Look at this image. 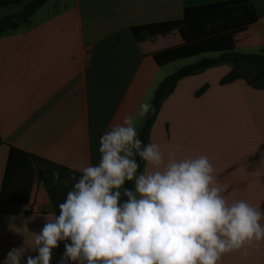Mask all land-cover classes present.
Wrapping results in <instances>:
<instances>
[{
	"label": "crops",
	"instance_id": "1",
	"mask_svg": "<svg viewBox=\"0 0 264 264\" xmlns=\"http://www.w3.org/2000/svg\"><path fill=\"white\" fill-rule=\"evenodd\" d=\"M34 1L24 0L20 12L0 14V19L20 15ZM229 1L48 0L27 23L1 34L0 195L12 148L70 170L96 165L100 137L125 113L135 116L140 131L146 116L137 113L139 105L151 104L158 87L170 75L226 52L264 55V0H253L254 25L236 31L212 53L185 62L159 66L154 57L183 44L177 31L143 42L133 35L134 27L182 20L187 8ZM232 70V66L222 65L179 82L163 104L151 142L160 144L165 154L174 149L177 158L194 157L182 145H177L180 149L173 146L171 132L181 125L173 117L176 112L186 108L189 117L196 118L192 113L211 91L264 93L244 80L222 85ZM202 86H207L208 92L195 100L192 95ZM242 110L245 115L246 108ZM250 112L253 114L252 109ZM257 113L264 125V111L257 108ZM255 131L253 144L233 146L226 157L211 162L229 203L245 200L257 207L250 188L264 187V133L258 125ZM261 206L264 209V204ZM55 215L47 188L35 171L27 203L0 207V264L13 248L25 249L24 261L28 255L36 256L32 249L35 235L45 218ZM64 251L61 242L53 250L51 264H60ZM220 264H264V241L225 254Z\"/></svg>",
	"mask_w": 264,
	"mask_h": 264
},
{
	"label": "clouds",
	"instance_id": "2",
	"mask_svg": "<svg viewBox=\"0 0 264 264\" xmlns=\"http://www.w3.org/2000/svg\"><path fill=\"white\" fill-rule=\"evenodd\" d=\"M154 112L146 102L137 109ZM98 151V164L72 170L59 214L35 235L38 254L24 261L25 249L13 248L3 264H51L61 242L60 264H220L264 241V209L229 203L206 155L177 158L174 149L145 144L134 115L123 114Z\"/></svg>",
	"mask_w": 264,
	"mask_h": 264
},
{
	"label": "trees",
	"instance_id": "3",
	"mask_svg": "<svg viewBox=\"0 0 264 264\" xmlns=\"http://www.w3.org/2000/svg\"><path fill=\"white\" fill-rule=\"evenodd\" d=\"M47 1L36 0L25 6L20 15L0 19V35L14 31L21 24L27 23L29 17L42 8ZM23 3L24 0H0V11L11 6L23 5ZM256 22L257 15L253 0H232L187 8L182 20L134 27L132 32L138 42L165 36L175 31L180 34L183 39L181 46L165 50L154 56L159 66H165L212 53L216 45L228 41L236 31L249 28ZM222 65L233 67V70L222 80V85L244 80L253 89L264 91V84L259 83L264 82V55L226 52L215 58H203L192 65L181 68L160 84L151 102L155 107V112L145 117L144 124L139 131V138L145 144L149 143L152 129L163 104L174 93L179 82ZM139 162L142 170L144 162ZM49 170L56 171L60 175L61 181L57 186L51 187L44 183L54 205L55 213L58 215V205L64 201L67 192L74 184V181L70 179L72 170L15 148L10 150L0 195V207L26 204L35 171L42 179L43 171ZM75 175L79 176L80 173L76 172ZM128 186L131 187L130 184Z\"/></svg>",
	"mask_w": 264,
	"mask_h": 264
},
{
	"label": "rangeland",
	"instance_id": "4",
	"mask_svg": "<svg viewBox=\"0 0 264 264\" xmlns=\"http://www.w3.org/2000/svg\"><path fill=\"white\" fill-rule=\"evenodd\" d=\"M20 10L19 6H11L3 9L0 14L4 16L12 15L20 12ZM187 60L185 59L181 62ZM259 83L264 84V82ZM206 87L202 86L193 93L192 96L195 100L208 92V87ZM249 93L246 92V95H241V92L230 91L222 94L219 90L211 91L204 102L196 106V111L194 112H197V115H194V112L192 113V116L196 118L191 119L189 117V109L186 110V108H183L182 112H176L173 117L181 125L171 132L173 146L180 149L178 146L182 145L187 151L191 150L194 157V153H197L198 156L206 155L209 159L211 158L210 162H217L222 157H226L228 155L227 151L230 150L231 152L233 146L253 144L257 125L264 133V125L257 113V108H259L260 112L261 110L264 111V93H252V91ZM260 93L262 95H258ZM226 96H228V100ZM224 98L226 101L221 103ZM248 105L251 108H247ZM242 108H246L245 115L241 112L243 111ZM250 109L253 110V114H251ZM42 180L51 187L57 186L61 181L59 173L51 170L43 171ZM250 190L253 191L251 198L253 200L256 199V202H258L255 205L262 207L261 205L264 204V187H253Z\"/></svg>",
	"mask_w": 264,
	"mask_h": 264
},
{
	"label": "bare ground",
	"instance_id": "5",
	"mask_svg": "<svg viewBox=\"0 0 264 264\" xmlns=\"http://www.w3.org/2000/svg\"><path fill=\"white\" fill-rule=\"evenodd\" d=\"M210 159H211V158H210ZM210 159H209V160H210Z\"/></svg>",
	"mask_w": 264,
	"mask_h": 264
}]
</instances>
